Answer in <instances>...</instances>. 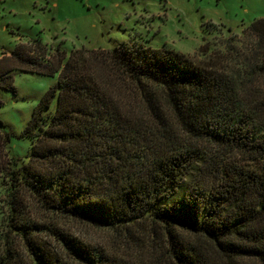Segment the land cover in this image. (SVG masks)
<instances>
[{"label":"trees","instance_id":"1","mask_svg":"<svg viewBox=\"0 0 264 264\" xmlns=\"http://www.w3.org/2000/svg\"><path fill=\"white\" fill-rule=\"evenodd\" d=\"M245 32L254 43L222 69L214 56L198 64L125 43L91 58H66L57 45L46 59L40 37L2 56L1 90H14L16 70L57 83L23 131V158L10 154L0 121V264H264V18ZM101 56L138 87L151 124L113 105L109 76L89 71ZM38 210L153 256L111 253L46 225Z\"/></svg>","mask_w":264,"mask_h":264},{"label":"rangeland","instance_id":"2","mask_svg":"<svg viewBox=\"0 0 264 264\" xmlns=\"http://www.w3.org/2000/svg\"><path fill=\"white\" fill-rule=\"evenodd\" d=\"M262 18L264 0H0V58L9 56L16 45L40 37L47 47L46 59L57 53V45L65 50L66 58L71 51L79 50L91 58L95 56L90 55L91 51L104 55L125 43L169 48L198 64L207 63L214 56L215 67L222 69L231 51L248 49L254 43L245 29ZM103 57L100 59L104 65L91 64L93 68L89 71L94 76L95 71L103 70L109 76L111 88L105 85L103 90L113 105L126 110L122 114H129L127 109H130L132 117H144L145 123L151 124L152 118L145 111V99L138 87L124 79L109 58L102 60ZM13 77L14 90L0 89V121L2 132L9 138L10 154L23 158L30 149L23 131L44 94L57 83V77L18 70L13 72ZM2 132L0 157L4 158ZM37 215L46 225L111 253L146 262L152 255L149 248L146 251L137 248L139 253H135L132 242L126 247L123 239L108 229L42 210Z\"/></svg>","mask_w":264,"mask_h":264}]
</instances>
